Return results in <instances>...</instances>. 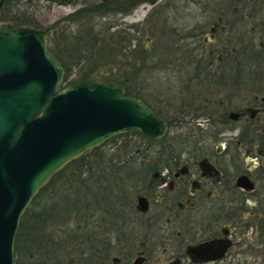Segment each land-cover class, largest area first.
Listing matches in <instances>:
<instances>
[{"label": "flooded vegetation", "instance_id": "flooded-vegetation-1", "mask_svg": "<svg viewBox=\"0 0 264 264\" xmlns=\"http://www.w3.org/2000/svg\"><path fill=\"white\" fill-rule=\"evenodd\" d=\"M154 4L159 5L157 1ZM246 7L220 4L215 20L202 8L199 24L180 35L189 40L176 43L181 55L198 58L194 61L196 73L185 85V97L164 100L160 95L136 96L168 123L160 139L129 131L148 144L143 148L139 144L134 151L140 155V163L116 165L131 166L128 174L124 169L115 171L117 176L126 174L128 178L119 189L122 202L118 216L124 224L128 217L134 218L138 226L132 231L124 226L116 244L123 243L128 251L137 240L136 231L142 236L138 241L141 249L135 251V257H131L133 252L111 256L115 243L104 236L100 243H88L86 264H133L136 260L138 264H153L150 257L161 248L168 252L165 264H264V76L238 82L231 67L236 56V21ZM255 38L253 34L247 40ZM184 45L187 50H183ZM200 53L215 55L216 64L208 59V68L200 67ZM228 64L230 68L225 66ZM258 71L264 73V68ZM207 80H214L210 84L216 88H210ZM204 83L211 93L192 91L193 86ZM227 88L230 92L220 98V91ZM171 129L175 133L170 134ZM158 143L161 145L154 147ZM128 151L133 153L130 146Z\"/></svg>", "mask_w": 264, "mask_h": 264}, {"label": "rangeland", "instance_id": "rangeland-1", "mask_svg": "<svg viewBox=\"0 0 264 264\" xmlns=\"http://www.w3.org/2000/svg\"><path fill=\"white\" fill-rule=\"evenodd\" d=\"M101 1L105 2L103 0H3L2 5H0V25L9 24L12 26H30L32 28L43 30L48 41V49L50 50L51 48L57 50L59 47L58 45H63L64 36H75L79 26H81V33L82 30L84 31L90 23H92L91 16H87V12H83L80 16H74L70 19L71 23H68V21H65L64 19L69 16L70 13L73 14L78 10L81 11V9L87 5ZM156 1L159 5L155 6L154 3L145 2L134 7L127 15H123L122 12L110 14L103 13L101 18H96L95 20L97 24L102 26V31L103 29L105 30V28V31H107L108 26H111V28H108L109 35L114 33L118 28L122 29L125 25L140 23L141 30L138 33L139 42L136 39L133 43L137 44V49H135L136 52L139 49H143L142 51H139L140 54L137 52V56H135V67L137 69L134 71L133 68L135 73H133L134 75L130 78V85L134 88L137 97L145 96L146 98H151V94L154 96L160 95L159 97L162 99L168 98L170 100H178L179 97H185V91L188 90L185 85L190 82V78L196 73L194 61H197L198 58L187 56V59H185L186 55H181L182 49L179 47L177 48L176 43L180 41V44H183V42L189 41L180 38V35H182L183 32L186 33L189 29L195 28V26L199 24L200 19H202L200 14L202 8H207L208 11L211 12V15L214 16L213 20H215L217 16L216 6L220 4L227 5L231 2L233 5L241 8H243L244 5H248V7L239 14L240 16H238L236 21V40L234 44L236 52L239 48L245 45V42H249L247 39H249L250 35L254 34L256 38L259 35L264 36V0H252L250 3L242 2L241 0ZM119 2L121 6L124 7L126 2L130 3V0L125 2L120 0ZM254 3L256 4L255 7L253 6ZM180 5H184L187 9L182 10L181 7H179ZM209 8L215 9L214 11H211ZM177 9L181 11V15H179ZM151 12L153 13L151 14ZM149 13L151 14L150 16H148ZM249 13H252L253 15L247 16ZM252 27L254 28V31H252ZM261 27H263V29H261ZM244 33L245 37L241 36V34ZM109 35L106 34L104 40L108 45L111 44ZM146 37H150V41L146 42ZM200 40L201 38L198 39L201 43ZM133 43L131 44L130 49L134 46ZM115 44L116 43H113V45ZM221 44H223V38H221L220 45ZM144 49L145 51H143ZM183 50H187L185 45ZM199 50L201 52V49ZM135 51H124L127 53L125 54L128 57L119 55L117 61H115L118 65L104 63V66L97 68V70L93 72L95 80L112 83L108 81V79L113 78V73H118V68H120L119 74H123L120 63L126 59L132 58V53ZM170 51L175 53L171 55L168 53ZM235 57H237V53ZM200 58H202L203 62L200 64V67H205L204 62H207L208 59H211L213 64H216L215 55L210 57L207 54L202 55L200 53ZM88 68L87 61L80 64H74V66L72 65L69 69V80L78 79L80 74ZM206 68H208L207 65ZM207 79H209L208 76ZM213 81L214 80H210L208 82L207 80L206 82L208 85H211L210 83ZM63 82L64 84H67L65 81ZM195 82V80L192 81L193 84ZM203 82L204 81L201 83ZM203 86H206V83H204V85L193 86L192 91L199 92L200 94H208V92H212ZM214 86L215 84H212L210 88H213ZM229 92V88L223 89L222 92L220 91V98H224V95ZM170 100L168 103L176 104V102H170ZM169 133L173 134L175 131L171 129ZM177 139L181 140L182 138L177 137ZM126 142H129L128 145L131 147L133 153L128 151L129 146L125 145ZM139 144L142 145L140 148H143V146H147L148 143L142 140L139 135L134 132L121 133L116 137L114 136L107 139L103 144L95 147L97 149L94 150V148H92L86 151L78 157H81L79 160L70 164L68 170L64 173L65 176H62L59 181L56 180V182H54V188L59 186L58 191L61 193H64L67 190L71 191L73 188L75 189V187L81 188L83 187L81 185L85 184V181L90 180L97 175H102L101 170L105 167H107L106 171H108V176L110 177L122 169L128 174L131 166L117 167L116 165L119 162L129 164L133 162L140 163V155L134 153L135 149L140 146ZM155 145L157 147L160 146L161 143L154 144V147ZM125 175L124 177H126ZM46 192L48 191L43 192L41 194L42 197L37 199V202L40 203L39 206L41 207H43L41 202H45V198L47 197ZM126 221V224H124L120 218V220L114 224L115 230L108 231L105 234L103 233V237L105 236L104 238L115 243V246L113 245L115 248L110 252L111 256L133 252L131 257H135V251L141 249L138 245V241L142 236L138 235L136 231L135 234L137 240H135L133 246H128V251L126 249L127 246H124L126 248L123 249V243L116 244L119 242L117 238L124 226L127 227L126 231H132L133 229L136 230L138 227L136 219L128 217ZM54 223L55 224L51 227L50 224L46 227L45 233L38 232L36 235L37 239L35 238V235L32 234V231L33 233H36L32 229V231L29 229L24 231L22 236L20 235L18 242L19 247L14 251L13 255L14 264H86V259L89 254L88 244H85L84 246L80 244L77 245V242L66 240V238L74 232L76 226L75 221L70 219L66 222V220H59L58 218ZM89 223L91 224V222ZM28 225L30 227L32 226L31 220ZM89 227L91 228L89 231H92V227L94 226L90 225ZM131 233L134 236V231ZM46 234L48 235L46 236ZM49 234H53V236H49ZM121 241L123 240L121 239ZM62 249H66V252L61 251ZM80 249L82 251H80ZM162 249L163 248L153 251V254L150 257V259L154 261L153 264L166 263L168 252H164ZM31 252L32 254H30ZM36 253L38 255L35 256L34 254ZM131 257L129 258V261H131Z\"/></svg>", "mask_w": 264, "mask_h": 264}, {"label": "water", "instance_id": "water-1", "mask_svg": "<svg viewBox=\"0 0 264 264\" xmlns=\"http://www.w3.org/2000/svg\"><path fill=\"white\" fill-rule=\"evenodd\" d=\"M63 75L43 30L0 25V264H14L21 217L57 171L115 135L155 140L167 129L122 85Z\"/></svg>", "mask_w": 264, "mask_h": 264}, {"label": "trees", "instance_id": "trees-1", "mask_svg": "<svg viewBox=\"0 0 264 264\" xmlns=\"http://www.w3.org/2000/svg\"><path fill=\"white\" fill-rule=\"evenodd\" d=\"M155 1L156 0H130V6H124V8H122L123 6H121L119 0L117 2L112 0L111 3L101 1L87 5L81 9V11L78 10L73 14L70 13V15L64 19L68 21V23L74 16H80L83 12H87V16H91L92 23H90L84 31L82 30L81 33V26H79L75 36H64V43L63 45H58L59 47L57 50L50 48V52L63 65L65 72L63 81L67 84L95 83L96 80L93 76V72L97 70V68L104 66V63L118 65L115 61H117L119 55L128 57L126 55L127 53L124 51H135V49H137V44H134L133 41L137 39L139 42L138 33L141 30L140 23L125 25L122 29L118 28L114 33L109 35L108 28H111V26H108L107 31H105L106 28L102 31V26L95 21L96 18H101L103 13L110 14L122 12L123 15H127L139 4L145 2L154 3ZM261 29H263V27H261ZM106 34L109 35L111 41L109 45L104 41ZM241 36L245 37V33L241 34ZM113 43L116 44L113 45ZM132 43L134 46L130 49ZM142 49H139L137 52L142 51ZM143 51H145V49ZM137 52L135 51L132 53V58L126 59L120 63L123 70L122 75L119 74L120 68H118V73H113V78L108 79V81L112 83L122 85L125 89V93H127L126 95L137 96L134 88L130 85V78H132V75H134L133 73H135L134 71L137 69L135 67V56H137ZM236 53L237 57H235L233 64L231 62V67L235 71L238 82H247L250 76H264L263 72L260 73V71H258V69L264 68V36H258L253 42H245V45L239 48ZM86 61L89 68L83 71L78 79L69 80L70 67H72V65L74 66V64H80ZM204 65H208L207 62H204ZM225 66L230 67L229 64ZM260 81L262 80H253V82ZM95 149L97 148H94V150ZM80 158L72 160L61 170L57 171L51 179L47 181V184L37 191L32 201L29 202L30 204L23 213L19 223L14 251L19 247V237L23 235L24 231L29 229L34 230L36 233L31 231L37 239V233H45L46 227H48L49 224L50 227L54 225V222L57 221L58 218L59 220H66V222L70 219L75 221L76 226L74 232H72L68 237L69 239L66 238V240L77 242V245L80 244L83 246L88 243H100L103 241V233L105 234L107 231H111V229L114 228V224L120 220L118 208L121 205L122 197L119 189L124 185V182L127 181V176L118 177L114 174L113 177H110L108 176V171H106L107 167H105L101 170L102 175H97L85 181V184H82L81 186L83 187L81 188L75 187V189L73 188L71 191L67 190L64 193L58 191L59 186L54 188V182H56V180L59 181L62 176H65L64 173L68 170L70 164ZM45 191H48L46 192L47 197L43 203L40 200L43 206L41 207L37 199L42 197L41 194ZM30 220L32 221L31 227L28 225ZM89 222H91V224ZM90 225L94 226L92 227V231H89L91 229L89 227ZM47 235L48 234H46V236ZM49 236H53V234H49ZM61 251L66 252V249H62ZM80 251L82 250L80 249ZM30 254H32V252ZM34 255L36 256L38 254L36 253Z\"/></svg>", "mask_w": 264, "mask_h": 264}, {"label": "bare ground", "instance_id": "bare-ground-1", "mask_svg": "<svg viewBox=\"0 0 264 264\" xmlns=\"http://www.w3.org/2000/svg\"><path fill=\"white\" fill-rule=\"evenodd\" d=\"M139 12V11H138Z\"/></svg>", "mask_w": 264, "mask_h": 264}]
</instances>
